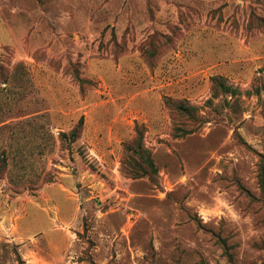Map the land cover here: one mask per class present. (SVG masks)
<instances>
[{
    "label": "rangeland",
    "instance_id": "374dc122",
    "mask_svg": "<svg viewBox=\"0 0 264 264\" xmlns=\"http://www.w3.org/2000/svg\"><path fill=\"white\" fill-rule=\"evenodd\" d=\"M263 177L264 0H0V264H264Z\"/></svg>",
    "mask_w": 264,
    "mask_h": 264
},
{
    "label": "trees",
    "instance_id": "16d2710c",
    "mask_svg": "<svg viewBox=\"0 0 264 264\" xmlns=\"http://www.w3.org/2000/svg\"><path fill=\"white\" fill-rule=\"evenodd\" d=\"M132 151V150H131ZM133 152V155L135 154V155H137V154H142V152H143V149L140 147V152H139V150L138 151H132ZM147 164H148V166H149V168L153 171V172H156V168H155V165H154V163H153V161H151L150 160V162H147ZM144 175H146V174H144ZM143 175V176H144ZM138 177H141V176H138ZM262 188H263V190H264V177L262 178Z\"/></svg>",
    "mask_w": 264,
    "mask_h": 264
}]
</instances>
